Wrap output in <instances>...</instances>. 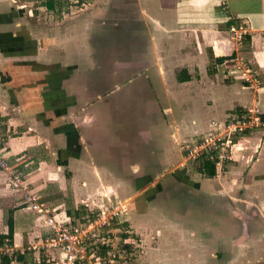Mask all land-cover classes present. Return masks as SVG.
<instances>
[{"label":"crops","instance_id":"1","mask_svg":"<svg viewBox=\"0 0 264 264\" xmlns=\"http://www.w3.org/2000/svg\"><path fill=\"white\" fill-rule=\"evenodd\" d=\"M9 4L0 0V27L11 31L0 32L11 42L17 38L12 27L21 19ZM84 11L77 29L83 38L93 19L107 12L125 20L119 23L126 28L118 22L102 26L120 44L102 47L99 70L92 73L91 50L76 42L66 62L53 59L43 72L38 60H15L8 83L23 85L0 86V105H6L0 107V152L9 167L0 171V234H6L10 219L9 264L58 257L33 249L50 231L46 218L74 222L104 206L106 197L121 205L129 186L131 195L139 193L134 203L142 204L129 221L141 243L134 264H149L147 255L157 249L160 234L142 228L137 216L146 215L161 180L171 178L218 197L224 208L208 207H219L229 221L224 228L220 219L206 224L201 236L189 231L180 264H264V118L260 129L235 141L230 161L210 179L181 166L179 148L219 131L239 112L255 110L264 117V0H100V7ZM131 19L137 23L128 27ZM230 25H243L241 45L230 39ZM238 67L253 72L251 86ZM99 84L105 89L94 90ZM10 111L4 128L1 120ZM13 176L16 187L10 184ZM239 193L255 200L257 212L250 211L245 221L239 219L243 211L232 212ZM24 194L43 213L32 209ZM254 219L262 220L258 230Z\"/></svg>","mask_w":264,"mask_h":264},{"label":"rangeland","instance_id":"2","mask_svg":"<svg viewBox=\"0 0 264 264\" xmlns=\"http://www.w3.org/2000/svg\"><path fill=\"white\" fill-rule=\"evenodd\" d=\"M54 1V9L50 11L45 6L41 5L40 2H42V0H6V2L12 4H9L6 7L12 9V14H15L14 18L17 17L21 20H18V23L12 27L17 30L13 35L14 37H17L13 39L16 41L10 42L3 41L5 39H0V45L4 47L0 50V86L16 90L23 85V83H18L17 85H11L8 83L12 78L11 73H13L12 71L14 70L13 67L15 60L16 62L29 59L38 60L37 62L40 63L41 72H43L44 68H49L51 66L49 61L52 62L53 59L67 60L66 57L69 55V49L73 44L76 45V42H78V45H80L79 48H82V50L85 51L87 47L91 50L90 57H92L93 62L92 73H95V69L97 71L101 67L99 59L102 54L100 52L102 47L113 48L120 44V42H117L116 34L103 31V25L105 27L110 25L113 28V24H117L118 22V24L121 25L122 23L120 24L119 22L125 21L120 19L121 15L112 12H107V15L105 14L103 18L100 16L97 19H93V22H91L92 30L89 36L84 37L85 40L82 36L77 34V29H79L85 21V19L82 18L85 14L84 8L89 7L92 4L94 7H100V0H87L80 7L73 5L74 0ZM11 12L7 13V15H10ZM115 16H117L119 20H117ZM110 17L114 19H111ZM127 21L131 24H129L128 27H133V25L137 23L135 19ZM119 28H126V25H121ZM9 30L11 31L10 27L8 29L0 27V31ZM129 40H132L131 34L129 35ZM129 42L131 43V41ZM6 43H9V47H5L6 45L4 44ZM84 45L86 47H84ZM18 48L22 49L19 50ZM9 50H11V52ZM115 56L117 55H114V59ZM114 61L117 62L116 59ZM94 77L96 78L95 75ZM100 85L101 84L95 87L94 90L105 89ZM30 86L33 88L35 83ZM5 106V103H1L0 105V107ZM256 116L257 114L252 117ZM12 117L13 113L10 111L8 115L1 120L4 128L9 122L6 120ZM253 124L255 125L248 130L249 132L261 128L260 120L258 122H253ZM9 135L12 136V134ZM240 137L241 135H237L232 140L236 141ZM164 142L165 140L162 141V144H164ZM227 162H224L217 167L220 174L223 170V166ZM197 165L198 160L195 162H186L185 168L189 167L190 172L195 173ZM122 175H124V173ZM245 182L246 180H241L239 186H243ZM161 183L162 188L160 189L158 187L153 190L152 195H154V198L150 200L148 208L144 209L147 210V212H144L146 215L137 216V222L142 228H146L147 230H159L160 238L159 241L157 240V249L147 255V262H150L149 264H180L182 257V240L187 237L189 231L195 232L196 235L201 236V232H203L202 229L206 224L211 223V226H213V224L217 223L220 219V223L222 222L221 224L224 228V225L228 227L229 221L226 214H223L222 211L219 212V207L216 210H212L208 207V205H212L213 203H218L223 206L224 204L218 200V197H212L211 195L206 196L203 193L195 192L194 189L191 190L187 185L177 182L172 178L169 180L162 179ZM126 186L121 190H124V193L126 192ZM129 187L128 192L123 199L124 201L122 202L121 207H119V212L121 213L118 212L116 219L103 226V229H95L85 236L87 239H85L82 244L84 247L83 252H85L83 253L85 256L83 262H88L87 258L91 255L90 250L94 248V239H91V237L88 236L89 234L92 236L94 234L97 238L103 235L106 237L105 239L108 240L107 242L112 248L118 249L119 246L122 245L120 235L126 233V236L128 237L127 240L130 242L128 243L129 250L132 254V258L127 264H134V260H136L137 256L139 254L141 255V247H137V245L141 244L140 241H138L139 237L134 234V229L131 227L129 221L134 219V213L142 207V204L139 205L138 203H134L135 201H139V198L135 199L139 193L131 195V188L129 189ZM260 194H262V192H260ZM112 201L114 202L115 200L113 199L110 204L104 205L106 208L104 215L109 214L112 210V205H114ZM253 203H255L254 199L253 201H250V199H246L243 194L239 193L234 199H232V204L234 205L232 212H238L239 214L243 211V216H241L242 219H239L245 221L246 218L250 216V211L257 212L256 207L252 205ZM145 205L146 204L143 206ZM96 212L97 209H92L91 211H88L86 215L83 214L82 216H78L72 224H76L75 226L80 228L79 225L84 224V221H90L91 217H94ZM253 221L258 225L256 226L257 230L262 227L261 219H254ZM152 239L153 238H149L148 240L150 244ZM44 259L43 257L39 258L41 264H45L43 261ZM117 259L119 262L122 261L121 258ZM54 261H56V259H54ZM49 264L53 263L50 262Z\"/></svg>","mask_w":264,"mask_h":264},{"label":"built area","instance_id":"3","mask_svg":"<svg viewBox=\"0 0 264 264\" xmlns=\"http://www.w3.org/2000/svg\"><path fill=\"white\" fill-rule=\"evenodd\" d=\"M227 31L230 35V39H232L236 45H241L245 35L243 25H230ZM237 70H240L241 79L251 86L254 82L253 72L247 67H238ZM256 114V117H252ZM259 120L262 127L260 114L255 110H248L244 113L239 112L233 115L230 121L219 131L208 133L192 144L186 143L181 145L179 148L181 152H183V160L180 165L185 166L186 162H195L201 157H205L206 160L213 161L215 168H217L220 164L230 160L234 143H236L232 139L237 135L242 136L245 132H249L248 130L255 125L253 122H258ZM0 171L5 173L9 171V167L1 152ZM17 183L18 177L13 176V178L10 179V184L16 187ZM23 197L27 203L31 204L32 209L37 210L38 213H43L40 205L35 203L36 200L32 196L24 194ZM105 200L107 205L110 204L111 201L109 197H106ZM112 203L114 205H112L113 208L109 214L104 215L106 210L105 206L97 207L98 213L96 212L94 217H91L90 221H85L84 224L79 225L80 228L76 227V224L73 225L71 220H56L53 217L49 219L46 218V222L50 226V231L37 243V246L33 247V249H37V251L42 250L44 254L53 251L59 254L58 257H51L49 260L44 259L43 261L45 264H49L50 262L53 264H127L132 258L131 251L129 249L126 251L123 248V245L130 243L127 239L122 241V245L119 246L118 249H115L110 246L107 242L108 240L105 239L106 237L102 235L97 238L94 234L93 236L90 234L88 235L91 239H94V248L90 250L91 255L87 258L89 263L86 261L83 262L85 258L83 253L85 252H83L84 247L82 244L84 240L87 239L85 236L95 229H103V226L109 224L118 216L119 207H121V205L113 201ZM107 246H109V249L105 252V256H101L100 247ZM11 253L12 250L7 243L0 247V257L9 256ZM117 258H121L122 261L119 262ZM54 259H56V261H54ZM39 263L40 261L37 260V264Z\"/></svg>","mask_w":264,"mask_h":264},{"label":"trees","instance_id":"4","mask_svg":"<svg viewBox=\"0 0 264 264\" xmlns=\"http://www.w3.org/2000/svg\"><path fill=\"white\" fill-rule=\"evenodd\" d=\"M87 0H74V6L76 7H80L81 5L84 4V2H86ZM41 5L45 6L48 10H53L54 9V5H55V1L54 0H42V2H40ZM7 33H0V39H5L3 41H9L8 40V36L6 35ZM7 39V40H6ZM26 43V42H25ZM6 45L5 47H9V43L4 44ZM11 45V43H10ZM1 48H4L3 46L0 45V50ZM19 50L22 48H18ZM11 52V50H9ZM16 51V50H14ZM18 54V52H17ZM227 59V58H226ZM36 68V67H35ZM187 78H183L181 79V81H186ZM263 116H260V119L263 120ZM196 171L198 174H200L202 177L204 178H212L215 175V166L213 161L210 160H206L205 157H201L200 159H198V166L196 168ZM76 215V212H75ZM85 222V221H84ZM6 234H0V247L3 246L5 243H7L8 245H11V241H12V224H11V220L8 219L6 221ZM121 240H125L127 239L126 233H123L120 235ZM123 248L128 251L129 246L128 244L123 245ZM109 249V246L107 247H100V255L101 256H105V252ZM13 257H7V256H1L0 257V264H9L12 261ZM15 260H18L19 257L18 255L14 256ZM44 264V263H43Z\"/></svg>","mask_w":264,"mask_h":264}]
</instances>
